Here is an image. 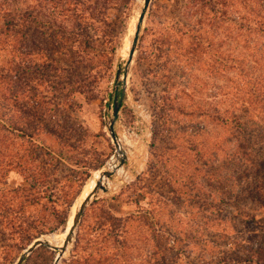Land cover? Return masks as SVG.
<instances>
[{
	"label": "rangeland",
	"instance_id": "obj_1",
	"mask_svg": "<svg viewBox=\"0 0 264 264\" xmlns=\"http://www.w3.org/2000/svg\"><path fill=\"white\" fill-rule=\"evenodd\" d=\"M186 1L150 0L115 122L117 138L129 143L122 148L124 174L114 173L106 191L90 199L58 264L105 237L115 244L132 240L134 264H264V126L254 123L246 130L257 142L250 143L257 158L245 165L230 156L235 144L229 121L168 109L204 105L209 114L214 106L224 111L229 103L221 101L230 95L222 91L234 86L227 65L221 73L207 68L221 61L216 49L201 55V63L191 62L182 47L188 38L176 29L172 40L181 43L156 47L170 26L189 22ZM6 2L30 8L20 23L32 24L34 17L36 27L22 34L5 29ZM142 3L0 0V95L6 96L0 118L10 130L0 150L7 146L26 159L24 166L11 163L0 171V264H14L41 236L51 246L39 245L21 264H53L87 181L113 156L107 124L121 89V73L117 80L115 75L124 67ZM223 37L219 29L209 35L214 46ZM240 44L225 38L226 64L244 52L236 51ZM36 174L52 191L43 186L29 200L25 194L36 191ZM9 197L17 198L12 205H21L25 214L14 227L5 212ZM105 214L119 218L114 224L125 223L128 232L106 231Z\"/></svg>",
	"mask_w": 264,
	"mask_h": 264
},
{
	"label": "trees",
	"instance_id": "obj_2",
	"mask_svg": "<svg viewBox=\"0 0 264 264\" xmlns=\"http://www.w3.org/2000/svg\"><path fill=\"white\" fill-rule=\"evenodd\" d=\"M106 2V1H105ZM8 9L3 11L2 24L5 29L14 31L16 34L24 33L23 30L29 27H36L38 22L34 21L35 18L31 17L29 20L32 24H23L20 21H25L28 18L32 10L23 6L15 7L14 2H6ZM187 11L189 14V22L181 27L176 25L170 26L171 30H165L156 39V47L171 46L177 44L172 40L173 31L179 32V35H186L188 40L183 42L184 49L188 58L191 62L201 63V55L207 54L208 56L215 53L221 60L219 64L212 65L208 64L207 68L212 69L213 72L221 73L224 71V67L227 65L228 68L233 70L234 77L232 78L233 87L231 86L230 91H222V96L227 94L230 97L225 101L229 106L226 110H221L217 106L211 107V113L207 106L198 105L196 109L184 107H177L175 105H169V110H176L179 114L187 117L200 116H212L220 123L225 124L227 121L231 123L232 140L234 148L230 156L239 160L243 164H253L256 154H254L253 148L250 143H257L252 136L248 135L247 128L254 127L255 124L264 126V0H187ZM222 30L223 38L213 45L210 42L209 35L213 30ZM225 38H232V40L238 43L240 39L243 44L236 45V51L244 50L240 55H233L230 58V64H226L223 58L224 51L222 45ZM208 40V41H207ZM214 51V52H212ZM229 52V51H228ZM246 52V53H245ZM183 55V54H182ZM214 55V54H212ZM186 56V55H184ZM250 67V68H249ZM2 75V74H0ZM1 88L4 84V76H0ZM5 95H0V106H3ZM221 112L226 113V116H221ZM247 122H250L247 124ZM258 126V125H257ZM8 125L6 124L3 116L0 118V143L4 142L8 134ZM28 135V134H27ZM31 136V134H30ZM29 137V136H28ZM20 167L26 165V159L23 155L18 152H9L6 146H3L0 150V171L6 170L8 167L14 166ZM35 167V166H33ZM34 172H38L40 169L35 168ZM244 173V172H243ZM36 185V191L28 192L25 197L29 200L38 198L37 193L43 190L44 179L43 176L38 174L31 178ZM258 181V180H255ZM246 187V186H245ZM258 186L255 184V190ZM262 186L260 187V189ZM50 192L52 188L49 187ZM17 198L9 197L7 199V206L5 212H9L11 227H14L13 221L24 222V216L21 205L14 207L13 202ZM106 219H110V226L106 228L109 233L116 231V228H120L121 232H128L125 223L115 225V221H119V218L110 216L107 214ZM19 223V224H20ZM104 225L99 224L100 227ZM19 228L20 225H15V228ZM95 241L87 242L86 248L77 254L72 252L69 256L68 264H134L131 260L130 254L133 249L136 248L132 240H122L115 244L113 241L105 237L98 240L99 246L95 245ZM166 246L163 247L165 251ZM65 260H63L64 262Z\"/></svg>",
	"mask_w": 264,
	"mask_h": 264
},
{
	"label": "water",
	"instance_id": "obj_3",
	"mask_svg": "<svg viewBox=\"0 0 264 264\" xmlns=\"http://www.w3.org/2000/svg\"><path fill=\"white\" fill-rule=\"evenodd\" d=\"M149 3H150V0H143L142 6L139 10L136 22L134 24V31H133V34H132V37L130 40V45H129L127 57L125 58L124 67H123V69L118 67L116 70V75H115L116 80L120 77V73H121V83H120L121 89L119 90V92L117 91L115 93V95L113 96L111 116L109 117L108 124H107V129L109 131L110 137H111V139L114 143V146H115V151H114L113 155L114 156H117L118 154L120 155V157L118 158V162L116 163V167H120V166L124 165L126 156H125V154H123V151H121L119 149V146L117 143L118 138H117L116 132H115V122L118 118V111H119V108L121 106V102H122V99L124 96V89H125V84H126L128 67L132 61L134 51H135L136 46H137L139 33L141 30L143 19H144V16H145V13H146V10L148 8ZM115 86H118V83ZM116 167H114L112 169H105V167H104L102 170H100V176H99L100 178L95 182L91 191L83 198V200L80 202L78 208L73 213L71 226H70L61 246L57 247L59 251H58V254H57L53 264H58V262L60 261L62 255H63V252L66 250L68 244L71 242L72 235L74 234V230L78 224L80 216L82 215V212H83L84 208L86 207V205L88 204V202L90 201V199L92 197H94L98 193L99 190L106 191V186H105L104 182H106L112 178ZM39 245L51 246L50 243H48V242H45L42 240H34L23 250V252L19 255V257L17 258V260L15 261L14 264H21L22 261L24 260V258L30 252H32L36 247H38ZM54 247H56V246H54Z\"/></svg>",
	"mask_w": 264,
	"mask_h": 264
},
{
	"label": "bare ground",
	"instance_id": "obj_4",
	"mask_svg": "<svg viewBox=\"0 0 264 264\" xmlns=\"http://www.w3.org/2000/svg\"><path fill=\"white\" fill-rule=\"evenodd\" d=\"M138 15V14H137ZM137 19V18H136ZM135 22V21H134ZM134 22H133V25H134ZM132 26V25H131ZM130 26V27H131ZM131 31V30H130ZM134 31V30H133ZM133 33V32H132ZM126 42V41H125ZM126 49H129V45H126ZM124 53V52H123ZM124 142V141H123ZM122 142V140L120 139H117V143H118V146H119V149L121 150V151H123L122 150V148H123V145H127V147L129 146V143H127V142H124L123 143ZM145 143V142H144ZM123 154H124V151H123ZM120 157V155L118 154L117 156H111V158L107 161V164L105 165V169H112V168H114V167H116V163L118 162V158ZM114 173H116V174H124V171H123V169H122V167L120 166V167H116V169H115V172ZM100 176V170H95L94 172H93V175L90 177V179L87 181V183H86V185H85V187H84V189H83V191H82V193H81V195H80V197L78 198V200H77V203H76V205H75V207H74V209L71 211V213H70V216H69V218H68V220H67V223H66V225H65V227H64V230H63V238H62V240H61V242L57 245V247H60L61 246V244H62V242H63V240H64V238H65V236H66V234H67V232H68V230H69V228H70V226H71V222H72V216H73V213L75 212V210L78 208V206H79V204H80V202L83 200V198L91 191V189L93 188V186H94V184H95V182L100 178L99 177ZM105 183V182H104ZM35 240H42V241H45V242H48V239H47V237H43V236H41V237H39V238H37V239H35ZM58 254V253H57Z\"/></svg>",
	"mask_w": 264,
	"mask_h": 264
}]
</instances>
